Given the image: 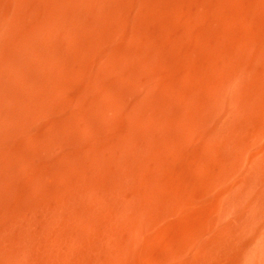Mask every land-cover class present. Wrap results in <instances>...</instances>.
<instances>
[{"label": "bare ground", "instance_id": "6f19581e", "mask_svg": "<svg viewBox=\"0 0 264 264\" xmlns=\"http://www.w3.org/2000/svg\"><path fill=\"white\" fill-rule=\"evenodd\" d=\"M0 264H264V0H0Z\"/></svg>", "mask_w": 264, "mask_h": 264}]
</instances>
